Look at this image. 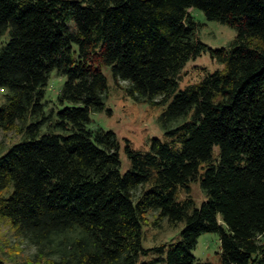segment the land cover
<instances>
[{
	"label": "trees",
	"instance_id": "obj_1",
	"mask_svg": "<svg viewBox=\"0 0 264 264\" xmlns=\"http://www.w3.org/2000/svg\"><path fill=\"white\" fill-rule=\"evenodd\" d=\"M189 9L235 29L229 47L207 49ZM3 37L0 129L21 138L0 155V219L41 264H211L192 253L204 234L219 264H264V0H0ZM206 51L222 68L179 89ZM103 66L134 101H168L163 139L124 140V173L115 133L89 127ZM53 72L64 82L48 108ZM150 211L183 223L178 242L142 248Z\"/></svg>",
	"mask_w": 264,
	"mask_h": 264
},
{
	"label": "rangeland",
	"instance_id": "obj_2",
	"mask_svg": "<svg viewBox=\"0 0 264 264\" xmlns=\"http://www.w3.org/2000/svg\"><path fill=\"white\" fill-rule=\"evenodd\" d=\"M195 21L200 25L196 33L199 41L207 49L228 48L236 37V30L216 21H208L204 15L195 9H189ZM6 41V37L0 38V44ZM222 67L210 58L206 51L195 59L189 60L180 71L179 89L188 85L196 84L206 75L211 74ZM101 71L107 80V94L102 112L91 114V128L111 130L115 133L119 142L120 172L124 173L129 168V161L124 153V140H129L136 149L145 148L152 138L163 139L164 130L159 124V117L167 105H150L148 102H136L125 95L123 87L125 83L116 86L112 78L110 68L103 66ZM64 82L63 77L51 73L45 93V101H48V108L52 107L50 102L56 98L57 92ZM0 92V105L2 103ZM109 111V112H107ZM44 130V129H43ZM21 136L14 131H2L0 129V155L13 144L19 142ZM190 198L196 206L204 200V194L198 182L190 185ZM186 194L179 191L178 198L185 199ZM183 223L170 224L166 219L159 220L156 212L150 211L145 216L142 226L141 244L143 249H153L160 245L175 244L179 241V233ZM261 239H264L262 237ZM46 254L48 251H45ZM44 252V253H45ZM37 250L25 237L6 221L0 219V260L4 264H41L36 258ZM197 261H207L211 264H219V238L217 234H204L197 242L192 252ZM41 255L43 261L55 256L50 253ZM40 257V258H41ZM153 252L140 256L139 260L147 262L155 258ZM164 264V263H156ZM252 264H259L258 261Z\"/></svg>",
	"mask_w": 264,
	"mask_h": 264
}]
</instances>
